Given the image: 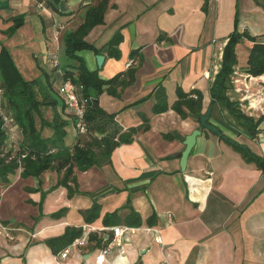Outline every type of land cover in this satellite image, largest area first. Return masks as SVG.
<instances>
[{"label": "crops", "instance_id": "crops-1", "mask_svg": "<svg viewBox=\"0 0 264 264\" xmlns=\"http://www.w3.org/2000/svg\"><path fill=\"white\" fill-rule=\"evenodd\" d=\"M261 2L208 0L205 11L204 0H110L103 23L85 37L99 52L82 50L78 54L89 69L107 79L125 71L129 52L141 48L134 82L118 88L117 95L103 92L98 104L115 114L123 130L139 126L141 113L149 117V129L116 147L108 163L86 171L74 169L78 191L71 197L63 185L49 191L63 171L49 169L39 178H23L18 169L6 181L0 178V264H95V257L107 245L103 243L107 228H111L103 226L102 218L115 209L123 218L128 209L121 206L127 198L140 215L142 226L135 234L125 235L122 246L112 248L104 264H264V171L246 162L216 135L200 129L192 116L181 118L171 108L152 112L159 83L169 107L180 86L201 90V111H207L209 89L221 65L225 38L234 30L235 17L238 31L247 30L257 40H264ZM90 3L60 0L54 11L45 0H8L9 7L0 10V47L9 50L25 79H43L41 98L46 92L57 96L59 85L54 84L60 79V70L53 59L65 63L62 36L82 22L84 8L78 9L79 5ZM20 13L25 15L23 24L8 36L4 31ZM56 24L62 25L59 30ZM118 31L123 40L119 44L121 55L115 59L101 50ZM160 35L164 36L158 40ZM251 45L249 40L236 45L237 64L227 95L239 102L245 114L255 119L263 115L257 134L249 137L218 103L212 104L210 121L264 157V74L251 76L244 70ZM96 55L104 56L101 66ZM41 110L43 117L51 120L52 108ZM68 112L65 108L61 115L69 121L64 142L70 146L77 130ZM195 129L201 133L182 170L183 141ZM41 134L50 136L52 130L44 127ZM165 134L173 138L165 139ZM38 189L46 192L41 216ZM93 202L100 205L99 217L86 223L81 212ZM61 208H66L63 216H49ZM153 213L154 224L148 226L146 219ZM66 228H81L82 235L62 257L63 251L53 253L45 242L63 235ZM156 234L161 244L154 242ZM84 236L83 245H74Z\"/></svg>", "mask_w": 264, "mask_h": 264}, {"label": "trees", "instance_id": "trees-1", "mask_svg": "<svg viewBox=\"0 0 264 264\" xmlns=\"http://www.w3.org/2000/svg\"><path fill=\"white\" fill-rule=\"evenodd\" d=\"M207 1L204 0L203 10L207 9ZM60 0H45L46 6L54 11ZM110 0H91V3L78 9L84 8L83 20L78 27L71 31H66L62 36L63 56L65 63L56 61L55 67L60 70V84L70 80L77 93L78 100L84 107V121L86 124L85 132L77 131L75 142L72 145H66L64 137L66 135L65 127L69 121L62 117L61 112L67 108L74 125L77 122L75 114L68 107L64 96L56 90V95L44 93L39 100L36 97V80H27L24 78L9 50L5 46L0 47V89L2 90L1 102L3 113L10 115L17 124L19 134L17 139L10 140L7 132L2 127L0 117V178L3 181L21 169V177L29 176L39 178L40 175L49 169H54L58 173L63 171L62 176L56 184L49 188V191L57 186L63 185L67 189V196L71 197L78 191V184L74 169L86 171L94 165H101L110 161L113 150L121 144L130 143L133 136L139 131L149 129V117L143 113L140 114L142 123L136 127H129L126 130L117 123L114 113H107L98 104V98L103 92L111 95L118 94V88H123L132 84L135 80V71L140 62V47L132 49L129 52L130 63L125 71H120L112 77L101 78L97 70H91L87 67L85 60L78 54L82 50H91L98 53L99 50L85 40L87 34L95 26L102 24L104 13L109 7ZM261 5L264 9V0ZM9 7L8 0H0V10ZM25 15L17 14L11 18L12 25L4 32L10 36L24 22ZM237 17H235L234 30L225 38L226 43L223 47L221 65L210 86V106L204 113L202 110L203 93L197 88L183 90L177 87V99L169 107L166 100L164 87L159 83L155 87L152 112L155 114L173 109L181 118L192 116L198 123L199 128L216 135L220 140L229 144L235 151L239 152L246 162L254 163L259 169L264 171V157L254 153L245 144L225 135L222 130L210 121L211 107L213 103L220 106L237 120L243 127L244 132L249 137L257 134V126L263 115L258 119L245 114L241 109L239 102L231 100L227 95L230 75L237 64L236 45L249 40L252 42L249 48L245 72L251 76H260L264 74V40H257V36L251 35L247 30L242 32L237 29ZM61 24H56L59 30ZM164 35H160V40ZM123 37L121 33L115 32L101 50L110 58L118 59L121 55L119 44ZM56 60V59H53ZM150 96V94L148 95ZM145 97L142 100L148 98ZM59 97L62 99L60 100ZM138 102V101H137ZM51 107L53 110L51 120L43 117L41 108ZM59 107V110H58ZM40 120V126H37V120ZM49 127L52 130L50 136L44 137L41 130ZM76 128V126H75ZM77 130V129H76ZM165 139H172L170 134L164 135ZM41 191V200L38 203L40 208L39 216L42 215L41 204L45 196ZM121 208H127V214L122 218L115 209L106 212L102 218L104 227H115L119 224H125L130 228H139L142 226L140 215L130 206V200ZM66 212V208H61L49 216L51 218H60ZM84 221L91 223L99 217L100 205L93 202L91 207L82 212ZM148 226L154 224V213L147 219ZM108 236L110 235L107 233ZM82 235L81 228H66L65 233L59 237L51 238L45 243L53 253H58L67 249L75 239ZM101 242V240H100ZM98 241L97 246L101 247ZM104 245L108 240L103 242Z\"/></svg>", "mask_w": 264, "mask_h": 264}, {"label": "built area", "instance_id": "built-area-1", "mask_svg": "<svg viewBox=\"0 0 264 264\" xmlns=\"http://www.w3.org/2000/svg\"><path fill=\"white\" fill-rule=\"evenodd\" d=\"M53 63L55 64L56 60H53ZM59 92L64 96L68 107L75 114L77 118V122L75 124L77 131L81 133L85 132V129H86L85 128L86 124L84 121V111L85 110H84L83 105L78 100L74 84L70 80H66L62 82L59 87ZM1 95H2V90L0 89V117L2 120V127L7 132V135L10 140H14V139L16 140L19 134V129H18L17 124L13 121V118L10 115L3 113ZM143 230L147 231L149 229L145 228ZM107 231L108 233H110V235L105 238V241L108 240V243L103 249L99 251V253L95 257V264H104L106 261V256L112 250V248L122 246V241L125 235L127 234L133 235L136 233V231H138V229L130 228L127 226H115V227L107 228ZM85 240L86 238L84 236L80 241H76L74 245L75 244L83 245ZM154 242L156 244H161V238L158 236V234H156V237L154 238ZM69 248L70 247H68L62 252L61 254L62 257L66 256L67 252L69 251Z\"/></svg>", "mask_w": 264, "mask_h": 264}, {"label": "water", "instance_id": "water-1", "mask_svg": "<svg viewBox=\"0 0 264 264\" xmlns=\"http://www.w3.org/2000/svg\"><path fill=\"white\" fill-rule=\"evenodd\" d=\"M104 56L103 55H96V60H97V64L98 66H101L102 62H103ZM200 130L199 129H195L193 130L189 135H187L183 141L184 143V149L183 151L180 153V168L182 170H184L185 168V164H186V160L187 157L192 149V147L194 146L195 142H196V138L197 136L200 135Z\"/></svg>", "mask_w": 264, "mask_h": 264}, {"label": "rangeland", "instance_id": "rangeland-1", "mask_svg": "<svg viewBox=\"0 0 264 264\" xmlns=\"http://www.w3.org/2000/svg\"><path fill=\"white\" fill-rule=\"evenodd\" d=\"M10 44V41H7L6 42V45H9ZM34 54H36V52H33ZM34 58H36V56L34 55ZM36 80V79H35ZM54 80L55 79H52V81L54 82ZM59 80L60 79H57V82H56V84H54L55 85V87H57L58 85H59ZM37 82H36V86H35V91H36V97L40 100L41 99V89H42V86L44 87V81H43V79L42 80H40V79H37L36 80ZM52 82V83H53ZM37 123H38V127L40 126V120H37ZM44 128H42V130H43ZM41 130V131H42Z\"/></svg>", "mask_w": 264, "mask_h": 264}]
</instances>
